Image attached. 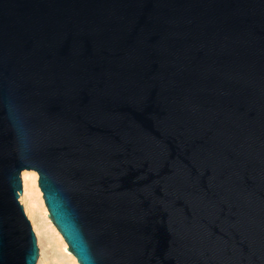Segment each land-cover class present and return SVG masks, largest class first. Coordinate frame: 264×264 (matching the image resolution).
I'll return each instance as SVG.
<instances>
[{"label": "water", "instance_id": "water-1", "mask_svg": "<svg viewBox=\"0 0 264 264\" xmlns=\"http://www.w3.org/2000/svg\"><path fill=\"white\" fill-rule=\"evenodd\" d=\"M32 172L79 264H264V0H0V264Z\"/></svg>", "mask_w": 264, "mask_h": 264}, {"label": "bare ground", "instance_id": "bare-ground-1", "mask_svg": "<svg viewBox=\"0 0 264 264\" xmlns=\"http://www.w3.org/2000/svg\"><path fill=\"white\" fill-rule=\"evenodd\" d=\"M37 179V172L21 175V204L39 245L36 264H79L48 216Z\"/></svg>", "mask_w": 264, "mask_h": 264}, {"label": "rangeland", "instance_id": "rangeland-1", "mask_svg": "<svg viewBox=\"0 0 264 264\" xmlns=\"http://www.w3.org/2000/svg\"><path fill=\"white\" fill-rule=\"evenodd\" d=\"M38 247H39V245H38Z\"/></svg>", "mask_w": 264, "mask_h": 264}]
</instances>
